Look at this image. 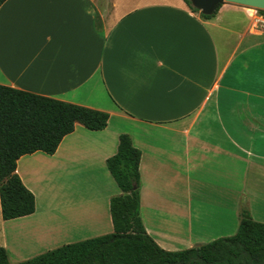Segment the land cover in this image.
I'll use <instances>...</instances> for the list:
<instances>
[{
  "label": "crops",
  "instance_id": "obj_1",
  "mask_svg": "<svg viewBox=\"0 0 264 264\" xmlns=\"http://www.w3.org/2000/svg\"><path fill=\"white\" fill-rule=\"evenodd\" d=\"M211 16L183 0L0 6V85L109 116L17 160L35 211L3 220L0 208L10 264L113 232L106 160L122 134L140 151V218L161 249L235 235L242 208L264 224V14L225 3Z\"/></svg>",
  "mask_w": 264,
  "mask_h": 264
},
{
  "label": "trees",
  "instance_id": "obj_2",
  "mask_svg": "<svg viewBox=\"0 0 264 264\" xmlns=\"http://www.w3.org/2000/svg\"><path fill=\"white\" fill-rule=\"evenodd\" d=\"M6 0H0V6ZM194 12L188 0H183ZM264 14V11H260ZM208 19L212 16L200 14ZM106 112L0 85V208L3 220L35 211L34 195L16 174L17 160L27 154L52 155L76 125L98 131ZM140 151L128 135L119 136L106 166L120 194L110 199L111 234L66 244L16 264H264V224L240 211L235 235L182 251L161 249L140 218ZM135 187V189H134ZM0 264H10L0 246Z\"/></svg>",
  "mask_w": 264,
  "mask_h": 264
},
{
  "label": "water",
  "instance_id": "obj_3",
  "mask_svg": "<svg viewBox=\"0 0 264 264\" xmlns=\"http://www.w3.org/2000/svg\"><path fill=\"white\" fill-rule=\"evenodd\" d=\"M191 7L200 14L211 16L221 5L232 3L242 7H247L257 11H264V0H188ZM135 189V187H134Z\"/></svg>",
  "mask_w": 264,
  "mask_h": 264
},
{
  "label": "bare ground",
  "instance_id": "obj_4",
  "mask_svg": "<svg viewBox=\"0 0 264 264\" xmlns=\"http://www.w3.org/2000/svg\"><path fill=\"white\" fill-rule=\"evenodd\" d=\"M43 227V226H42Z\"/></svg>",
  "mask_w": 264,
  "mask_h": 264
}]
</instances>
